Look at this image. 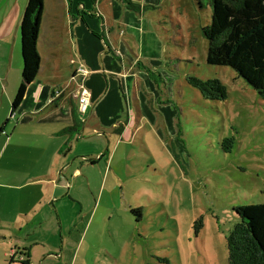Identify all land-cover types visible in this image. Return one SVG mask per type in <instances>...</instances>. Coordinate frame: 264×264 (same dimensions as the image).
Masks as SVG:
<instances>
[{"label": "rangeland", "instance_id": "obj_1", "mask_svg": "<svg viewBox=\"0 0 264 264\" xmlns=\"http://www.w3.org/2000/svg\"><path fill=\"white\" fill-rule=\"evenodd\" d=\"M148 2L131 13L144 29L120 34L124 73L96 75L99 98L72 143L78 203L58 204L63 231H36L32 264H228L235 209L264 204V99L207 63L211 0ZM188 77L220 81L226 97L205 98Z\"/></svg>", "mask_w": 264, "mask_h": 264}, {"label": "crops", "instance_id": "obj_2", "mask_svg": "<svg viewBox=\"0 0 264 264\" xmlns=\"http://www.w3.org/2000/svg\"><path fill=\"white\" fill-rule=\"evenodd\" d=\"M27 1L0 0V264H32L33 248L42 246L33 241L36 231L51 222L63 231L58 204L74 199L70 180L82 173L83 165L72 157V143L82 137L85 117L94 112L91 103L99 98L96 75L117 69L124 73L120 34H137L146 22L141 15L138 21L139 14L121 0H43L40 69L13 111L21 83L20 25ZM79 67L89 71L83 80L90 93L85 115L78 112L75 91L81 83ZM107 150L97 154L96 162L108 158Z\"/></svg>", "mask_w": 264, "mask_h": 264}, {"label": "trees", "instance_id": "obj_3", "mask_svg": "<svg viewBox=\"0 0 264 264\" xmlns=\"http://www.w3.org/2000/svg\"><path fill=\"white\" fill-rule=\"evenodd\" d=\"M126 9L140 12L141 6L131 0H121ZM211 24L203 29L208 41L206 61L213 66L232 68L264 99V0H211ZM43 0H28L21 25V83L12 103L17 110L28 86L40 69L37 40ZM188 83L205 98L226 97L225 86L218 80L188 77ZM102 157V156H101ZM95 164L96 160H88ZM141 209L131 210L141 215ZM240 221L226 238L228 264H264V204L236 208ZM151 264H170L157 258Z\"/></svg>", "mask_w": 264, "mask_h": 264}, {"label": "built area", "instance_id": "obj_4", "mask_svg": "<svg viewBox=\"0 0 264 264\" xmlns=\"http://www.w3.org/2000/svg\"><path fill=\"white\" fill-rule=\"evenodd\" d=\"M77 75L81 76V89L78 92V112L81 115H85L90 106V93L86 87L83 86L84 78L89 74V71L83 67H79L76 71ZM59 92L55 93V96H58Z\"/></svg>", "mask_w": 264, "mask_h": 264}]
</instances>
